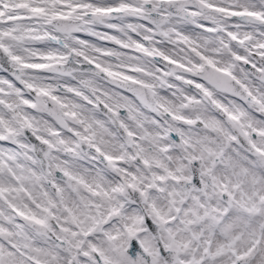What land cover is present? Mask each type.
Listing matches in <instances>:
<instances>
[{
    "label": "snow or ice",
    "instance_id": "6c2138e0",
    "mask_svg": "<svg viewBox=\"0 0 264 264\" xmlns=\"http://www.w3.org/2000/svg\"><path fill=\"white\" fill-rule=\"evenodd\" d=\"M0 264H264V0H0Z\"/></svg>",
    "mask_w": 264,
    "mask_h": 264
}]
</instances>
